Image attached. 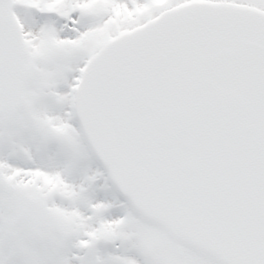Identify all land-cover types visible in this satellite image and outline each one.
Here are the masks:
<instances>
[{"label": "snow or ice", "instance_id": "snow-or-ice-1", "mask_svg": "<svg viewBox=\"0 0 264 264\" xmlns=\"http://www.w3.org/2000/svg\"><path fill=\"white\" fill-rule=\"evenodd\" d=\"M0 264H264V0H0Z\"/></svg>", "mask_w": 264, "mask_h": 264}]
</instances>
